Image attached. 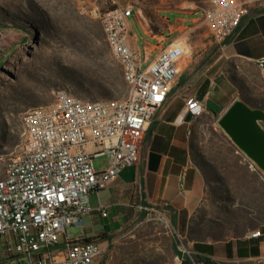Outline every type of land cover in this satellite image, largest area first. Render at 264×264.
<instances>
[{
    "label": "rangeland",
    "instance_id": "obj_1",
    "mask_svg": "<svg viewBox=\"0 0 264 264\" xmlns=\"http://www.w3.org/2000/svg\"><path fill=\"white\" fill-rule=\"evenodd\" d=\"M108 6L134 7L132 33L141 47L146 39L141 26L159 33L161 14H165L189 18L188 27L192 28V17L202 14L208 0H0L2 158L8 160L21 151L26 112L55 103L57 91L94 102L125 99L123 71L110 51L98 16L99 9ZM179 38L186 51H192V31L183 29ZM251 75L248 86L242 82L238 85L242 92L250 93L251 97L246 96L250 101H264L260 76L254 72ZM205 131L208 143L200 150L208 165L205 169L212 199L200 208L193 235L200 239L241 235L264 221V182L248 169L242 156L246 165L231 155L220 134L209 127ZM93 162L101 171L108 166L109 158L97 156ZM178 232L171 214L149 211L115 238L102 264H183L195 256L187 239L179 237ZM67 234L77 239L84 236L85 229L70 226ZM188 239L192 241V221ZM61 241H65V235ZM256 264H264V260Z\"/></svg>",
    "mask_w": 264,
    "mask_h": 264
},
{
    "label": "built area",
    "instance_id": "obj_2",
    "mask_svg": "<svg viewBox=\"0 0 264 264\" xmlns=\"http://www.w3.org/2000/svg\"><path fill=\"white\" fill-rule=\"evenodd\" d=\"M254 6H264V0H208L202 20L212 37L224 42ZM134 13L131 6L98 11L107 44L127 81L125 101H101V108H94V101L57 91V104L48 113L26 112L21 151L8 160L3 156L0 166V264H102L101 243L71 239L67 228L83 227L84 217L95 210L91 194H99L140 161L146 130L166 103L187 54L184 44L174 39L144 65L146 58L130 43ZM260 66L264 69V60ZM203 113L200 100H187L186 115ZM102 155L109 158L108 166L97 171L93 160ZM97 210L106 215L104 205ZM261 235L255 230L250 237Z\"/></svg>",
    "mask_w": 264,
    "mask_h": 264
},
{
    "label": "crops",
    "instance_id": "obj_3",
    "mask_svg": "<svg viewBox=\"0 0 264 264\" xmlns=\"http://www.w3.org/2000/svg\"><path fill=\"white\" fill-rule=\"evenodd\" d=\"M161 17L163 24L159 33L140 27L146 38L141 47L138 37L131 35L132 47L142 59L146 58L144 65L164 46L180 39L183 29L192 31V51L188 50L182 58L179 78L146 130L140 161L124 169L99 194H91L95 210L84 217L82 237L100 242L106 251L119 234L152 208L171 214L179 237L187 239L194 256L209 258L216 264H256L264 260V221L241 235L227 238L200 239L193 232L200 208L212 199L207 164L200 150L208 143L206 127L220 134L231 155L246 165L218 120L237 99L264 110L263 100L252 98L254 101H250L247 98L251 97L250 93L245 94L238 85L242 82L248 86L254 72L259 74L264 89V69L260 66L264 60V6L252 7L224 42L210 37L208 26L203 20L200 22L202 14L192 17V28L188 27L189 18L165 14ZM191 97L203 104L204 113L199 117L185 114L186 102ZM248 169L264 182L262 174ZM100 205L105 206L106 215L97 210ZM191 221L192 241L188 239ZM255 230L261 231V237H250Z\"/></svg>",
    "mask_w": 264,
    "mask_h": 264
},
{
    "label": "water",
    "instance_id": "obj_4",
    "mask_svg": "<svg viewBox=\"0 0 264 264\" xmlns=\"http://www.w3.org/2000/svg\"><path fill=\"white\" fill-rule=\"evenodd\" d=\"M218 125L264 175V110L237 99L220 117Z\"/></svg>",
    "mask_w": 264,
    "mask_h": 264
},
{
    "label": "bare ground",
    "instance_id": "obj_5",
    "mask_svg": "<svg viewBox=\"0 0 264 264\" xmlns=\"http://www.w3.org/2000/svg\"><path fill=\"white\" fill-rule=\"evenodd\" d=\"M125 78V77H124ZM127 82V81H126ZM58 93H68L67 91L65 90H61L59 91ZM69 94V93H68ZM122 101H125L124 100H121V101H111V102H122ZM55 104H57V95H56V101L55 103L51 104V105H46V106H37V107H33L31 108L30 110L31 111H39V113H48V109L50 108H54L55 107ZM94 108H101V102H94ZM30 110L28 112H30ZM24 131H25V123H24ZM244 159H245V156H243ZM2 157L0 155V166H1V161H2ZM246 163H247V159H245Z\"/></svg>",
    "mask_w": 264,
    "mask_h": 264
},
{
    "label": "trees",
    "instance_id": "obj_6",
    "mask_svg": "<svg viewBox=\"0 0 264 264\" xmlns=\"http://www.w3.org/2000/svg\"><path fill=\"white\" fill-rule=\"evenodd\" d=\"M123 85V90H125V92L127 91V82L124 81V83H122ZM203 263V264H216L214 262H212L209 258H199V257H194L193 260L190 259H185L183 264H194V263Z\"/></svg>",
    "mask_w": 264,
    "mask_h": 264
}]
</instances>
